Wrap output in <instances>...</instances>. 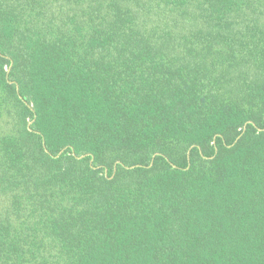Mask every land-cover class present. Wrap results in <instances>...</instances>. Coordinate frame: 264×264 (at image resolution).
<instances>
[{
	"label": "trees",
	"instance_id": "1",
	"mask_svg": "<svg viewBox=\"0 0 264 264\" xmlns=\"http://www.w3.org/2000/svg\"><path fill=\"white\" fill-rule=\"evenodd\" d=\"M0 264H264V0H0Z\"/></svg>",
	"mask_w": 264,
	"mask_h": 264
},
{
	"label": "water",
	"instance_id": "2",
	"mask_svg": "<svg viewBox=\"0 0 264 264\" xmlns=\"http://www.w3.org/2000/svg\"><path fill=\"white\" fill-rule=\"evenodd\" d=\"M239 137L240 136H238L237 138H236V140L234 141V143H232L231 145H234L236 142H237V140L239 139ZM133 167V166H132Z\"/></svg>",
	"mask_w": 264,
	"mask_h": 264
}]
</instances>
